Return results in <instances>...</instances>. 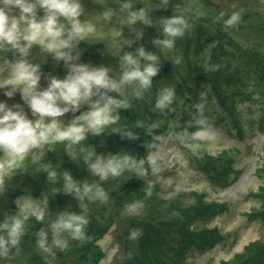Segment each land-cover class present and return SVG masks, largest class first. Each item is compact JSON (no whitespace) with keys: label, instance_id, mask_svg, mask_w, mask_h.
<instances>
[{"label":"trees","instance_id":"16d2710c","mask_svg":"<svg viewBox=\"0 0 264 264\" xmlns=\"http://www.w3.org/2000/svg\"><path fill=\"white\" fill-rule=\"evenodd\" d=\"M242 16L240 15V20L243 19ZM184 21L186 27L182 28V34L176 38L170 37L174 45V60L177 61L175 64H162L163 56L156 47L157 42L165 41L160 35L162 33L157 34L154 30L147 32L149 49L156 57L157 69L148 87H141L138 81H133L124 84L120 92L113 90L108 95L106 89H94V96L97 98L104 95L126 102L128 106L114 109L113 115L118 119L110 129L99 134H88V141L76 150L81 155L75 159L78 162L76 165L71 166L65 161L66 156L59 154L37 164L41 168L44 163L61 169L57 177L44 171L46 166L43 167L44 170L40 169L38 185L49 195L50 201L49 198L39 196L36 190L38 188L34 189L41 211L44 210L43 213L52 214L53 217L45 219L44 226L41 225V220H32L31 224L28 223L30 220L25 221L24 232L18 244H7L6 254L5 249L0 248V264H50L52 260H63L68 256L74 257V264H98L104 254L95 243L103 238L114 223L113 216H109L110 222L102 223L109 203L115 209L123 208L128 211L127 220L125 219L128 236L121 246L124 258L122 264H185L192 251H210L224 240L220 228L197 230V226L211 224L226 212L228 205L207 203L205 193L189 194L185 191L180 192L177 198L168 200L159 185L152 181L154 174L163 168V163L149 165L146 159L150 149L156 144L157 136L166 133L171 127L180 134H185L186 131L189 136H186L183 143L202 171L212 173L209 178L212 191L216 193L218 188L230 184L235 174L232 170L234 159L227 153L226 157L224 155V158L216 159L219 162L214 164V158L202 147L204 144L198 138H193L195 133L207 125L222 123L223 118L205 113L187 127L183 123L186 120L183 110L186 104L193 103V97L203 101V107L216 104L221 116L225 115L230 120L233 132L239 138L242 137V126L236 117L238 103L257 106L264 119V52L257 46L235 45L231 36H243L246 30L243 31L242 25H238L237 31L228 36L221 24L222 30L211 29L209 24ZM256 31L264 35L262 25ZM208 49L210 56L205 70L202 67V56ZM180 57L185 64H179ZM120 78L115 81L119 83ZM169 91L172 92L171 102L163 108L158 107V101ZM137 92L140 93L139 96L136 95ZM99 101L106 102L102 99ZM154 120L161 122V125H153ZM86 146L94 152L89 154ZM2 155L0 153V158ZM89 156L91 159H86ZM113 157H129L136 167L126 166L119 176L110 175L107 179H102L100 175L92 176V164L98 159L107 162ZM261 170L264 172V166ZM66 175L72 177L73 182L79 186V191L66 190V181L62 180ZM85 185L94 186L92 192L85 193ZM97 189L104 192L106 199L96 196ZM7 191L11 197L21 193L19 190ZM191 196V201L187 200ZM257 198L261 203L260 207L249 219L259 220L260 227L264 229V187L257 192ZM70 201L87 208L88 224L85 231L91 229L92 232L85 234L83 241L75 240V246L69 250L57 254L49 251L52 254H48L39 246L42 238L40 234L46 235L47 242L55 241L53 229L46 230V225L53 226L59 222L60 217L65 214V204ZM131 205H137L135 211L130 210ZM0 207V219L5 220L0 221V224L11 223L12 218L18 216L16 211L7 212L6 207ZM193 227H196L195 231ZM133 231L139 233L135 239L131 237ZM64 233H61V238ZM66 234L71 238L67 232ZM182 234L184 237L180 238ZM0 236L9 239L7 230L0 229ZM233 264H264V243L257 241L250 245Z\"/></svg>","mask_w":264,"mask_h":264},{"label":"rangeland","instance_id":"374dc122","mask_svg":"<svg viewBox=\"0 0 264 264\" xmlns=\"http://www.w3.org/2000/svg\"><path fill=\"white\" fill-rule=\"evenodd\" d=\"M78 2L82 8L80 21L85 24L91 23L96 31L85 40L75 43L68 50L72 59L67 61L57 59L54 54L46 52L39 45H33L29 49L27 57H24L29 63L40 65L39 75L41 79L38 85L40 91L48 87L52 78L64 79L73 65L82 64L94 68H107L109 69V76H112L111 79L116 80L122 76L124 71L123 57L131 54L139 60L141 70H143L144 67L153 62L140 57V50L143 49L146 56H154L149 49L147 32L154 30L157 34L162 33L160 35L165 40H170V36L163 29L164 22L171 17H181L193 24H209L211 29L218 28L222 30L220 28L221 24L228 36L237 31L238 25H242L243 31L246 30L243 36L239 34L231 36L235 40H232L235 45L257 46L264 52V35L256 31V28L260 25H262L264 31V0H78ZM125 5H128V7L125 8ZM132 13L142 14L144 19L130 22ZM236 13L243 15V19L239 21V24L226 25V21ZM43 15V10L38 9L37 18H42ZM62 22L66 25L68 23L63 21V18ZM115 33H119V35L115 36ZM156 47L163 56L162 64H175L177 62L174 60L173 44L171 47H166L163 42H157ZM7 51V53L0 51V65L5 60L12 62L21 58L18 51L11 48ZM209 56L208 49L202 56V67L205 70L209 62ZM178 62L179 64H185L182 57L179 58ZM9 90L8 88L0 89V102H5L14 110H17L14 106L19 105L29 119H37L38 117L32 115L28 104L22 99L19 92L11 98L4 94ZM109 92L107 90V95ZM98 98L92 96L88 102L81 104L77 111L70 110L57 119L64 126L71 124L90 111L91 105L101 100V97ZM192 101L193 103L191 105L186 104V108L183 110L186 117L183 123L187 127L192 121L205 113L223 118L222 123L209 124L202 129L200 131L202 135L198 139L204 144L202 147L205 148L209 156L216 161H214V164L219 162L216 159L224 158V155L226 157L227 153L234 159L232 170L235 174H233L231 183L218 188L216 193L213 192L209 179L212 173L202 171L199 163L192 158L183 143L186 136H189L188 133L185 131V134H180L172 127L166 133L155 138L156 144L150 149L146 162L149 165L163 163V168L154 174L152 181L159 185L168 200L177 198L180 192L185 191L189 194L205 193V202L207 203L215 202L228 205L226 212L215 218L211 224L197 226V230L220 228L224 240L210 251H192L188 254L185 264H233L250 245L257 241L264 243V229L260 227L259 220L249 219L250 215L260 207L261 203L257 198V192L264 187V172L261 170L264 166V119H262L257 106L249 103H238L236 105V117L243 130V136L239 138L231 129L230 120L225 115L221 116L216 104L203 107L204 102L199 101L198 97L197 99L193 97ZM111 125L106 126L104 130L110 129ZM153 125L160 126L161 122H155L154 120ZM89 133L92 134L91 131L88 132L85 139L76 145L63 141L53 145H45L43 149L33 150L21 167L15 169L9 175L0 176V206L6 207L7 212L16 211L19 215L20 204L29 199L38 203L41 211L40 204L37 202V192L39 196L45 198H49V195L38 185L40 182L38 179L41 173L40 169H43L46 165L41 164V168L37 164L46 159H52L59 154L66 156L65 161L69 162L71 166L76 165L78 162L75 159L81 156L76 150L88 141ZM86 150L89 154L94 152L89 147ZM41 152H43L42 156L40 155ZM37 156L40 158L35 159ZM54 167L47 164L46 170H43L49 171V174L55 172V177H57L60 175L59 171L61 169L60 167ZM92 176L95 177L98 174L94 171ZM62 180L66 181L65 179ZM8 189L13 192L19 190L21 193H18V196L11 197L8 194ZM191 199L192 196L187 198L189 201ZM48 201H50V198ZM109 204L104 212L105 217L103 219L100 217L99 221L102 219V223L106 224L111 220L109 216H113L114 223L110 225L103 238L95 243L104 254L98 264H122L124 258L121 246L126 242L125 239L128 236V232H126L128 211L123 208L121 210L115 209L116 207L112 203ZM64 211L68 215L82 216L88 221L87 208L74 205L73 201L65 204ZM51 217H53L52 214L44 213L41 225L44 226L45 219H51ZM28 220H30L28 222L30 224L32 220L37 221L35 216H30ZM0 221L5 220L0 219ZM30 224L28 225L30 226ZM46 226V230L52 231V226L48 224ZM195 228L193 227V231L196 230ZM87 230L85 234L92 232L91 229ZM183 237L182 234L180 238ZM61 239L67 241V248L57 247L54 241H46L45 247L51 249L50 252L57 254L75 246V240L67 237L66 232ZM81 243L83 244V242ZM45 252L52 254L49 251ZM73 258V256H68L63 260H52L50 264H65L66 262L67 264H74Z\"/></svg>","mask_w":264,"mask_h":264},{"label":"clouds","instance_id":"9594fccd","mask_svg":"<svg viewBox=\"0 0 264 264\" xmlns=\"http://www.w3.org/2000/svg\"><path fill=\"white\" fill-rule=\"evenodd\" d=\"M125 8L128 5L124 6ZM42 9L44 15L37 18V10ZM82 14L81 4L78 0H0V51L9 48L19 52L21 58L15 61L5 60L0 65V89L8 88L4 94L11 98L17 92L28 104L32 115L38 117L29 119L19 105L9 107L5 102H0V176L9 175L15 169L21 167L23 162L33 150L43 149L45 145L68 141L70 144H79L85 139L88 132L101 133L104 128L113 124L118 119L113 115L115 108L127 107L126 102L101 96L104 103L97 101L91 105V110L74 120L71 124L64 126L57 118L64 116L70 110L75 112L79 106L90 100L100 89L120 92L124 84L138 81L141 87H148L151 78L156 75L157 69L154 65L156 57L147 55L140 50V57L152 61L141 70L139 60L129 54L123 57L124 71L120 82L109 77V69L94 68L87 65H73L69 74L64 79L52 78L45 90H38L40 82V65L29 63L27 57L29 49L33 45H39L43 50L55 55L57 59L65 61L72 59L69 51L72 46L85 40L96 30L91 23H82L79 17ZM67 21V25L62 22ZM143 20L144 16L131 14L130 22ZM240 21L238 13L233 14L226 25L232 26ZM147 23V21H145ZM186 23L181 17H174L164 22V32L172 37L182 34V28ZM119 33H115V36ZM164 45L171 47L172 41L165 40ZM140 95L139 92L136 93ZM172 92H167L158 101V107H165L171 102ZM50 118V119H48ZM203 123V121H201ZM202 133L197 132L193 138H199ZM43 155V152L40 154ZM37 156L35 159H39ZM91 159V157H86ZM136 167L130 162L129 157H113L107 162L98 159L91 168L102 179L111 176H119L125 167ZM52 172L51 176L55 177ZM66 190L79 191V186L73 182L70 175L65 176ZM94 186L85 185L84 192H92ZM96 196L105 198L102 190L97 189ZM137 205H131L130 210L135 211ZM30 216L37 220L44 218V213L39 210L38 203L26 199L20 204V212L17 217L12 218L11 223L0 224V229L7 230L9 239L0 236V248L6 245H17L24 232L25 221ZM88 221L82 216L68 215L65 213L59 222L53 224L52 229L56 235L54 241L57 247L65 249L68 247L66 240L61 239V233L67 232L73 240L83 241L85 239V227ZM139 233L133 231L132 239ZM39 246L44 251L51 249L45 247L46 235L41 233Z\"/></svg>","mask_w":264,"mask_h":264}]
</instances>
